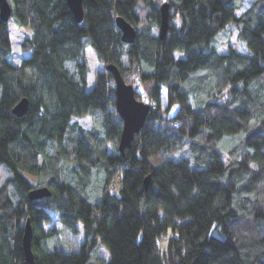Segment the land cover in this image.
I'll list each match as a JSON object with an SVG mask.
<instances>
[{
    "label": "trees",
    "instance_id": "trees-1",
    "mask_svg": "<svg viewBox=\"0 0 264 264\" xmlns=\"http://www.w3.org/2000/svg\"><path fill=\"white\" fill-rule=\"evenodd\" d=\"M7 1L8 22L32 35L13 65L0 20V164L10 172L0 264H27V220L34 264H264V0L240 15L244 0H83L81 24L67 0ZM117 17L135 29L132 44L121 42ZM232 26L238 50L219 53L212 42ZM88 48L103 66L91 88ZM107 65L128 85L138 76L135 97L152 108L123 155ZM86 117L89 129L71 123ZM184 150L195 167L174 159ZM37 188L49 195L29 199ZM78 224L83 241L71 251L62 229L76 234Z\"/></svg>",
    "mask_w": 264,
    "mask_h": 264
},
{
    "label": "water",
    "instance_id": "water-1",
    "mask_svg": "<svg viewBox=\"0 0 264 264\" xmlns=\"http://www.w3.org/2000/svg\"><path fill=\"white\" fill-rule=\"evenodd\" d=\"M82 2L83 0H67L69 9L71 10L78 24H81L83 19ZM168 10L169 8L166 3L162 4L159 8L160 23L158 35L160 39H163L168 32ZM10 15L11 7L8 1L0 0V20L6 23L8 22ZM115 25L120 31L121 42L127 45L132 44L136 36V31L133 26L120 17L115 19ZM105 70L109 71L113 76L115 111L122 122L118 150L123 155L124 151L131 147L135 136L140 132L151 107L148 104L136 99L133 85H128L124 82L119 70L114 65H107ZM27 106L28 101L26 99H22L13 108L12 113L17 117H20L25 114ZM148 180L149 179L146 178L144 182L145 187L148 186ZM48 195L49 192L46 188H37L30 191L28 197L31 200H37ZM31 239L32 229L29 221L27 220L24 226V233L22 237V246L27 264H34L33 255L31 252Z\"/></svg>",
    "mask_w": 264,
    "mask_h": 264
},
{
    "label": "rangeland",
    "instance_id": "rangeland-1",
    "mask_svg": "<svg viewBox=\"0 0 264 264\" xmlns=\"http://www.w3.org/2000/svg\"><path fill=\"white\" fill-rule=\"evenodd\" d=\"M255 0H244V7L236 12L237 15H240L244 10H246L252 2ZM8 28L10 32V38L12 42V53L11 56L8 58V61L13 65H19L22 58L25 56H28V53H23L20 49V45L23 39L30 38L31 37V31L28 28L22 27L17 28L13 25L12 20L8 22ZM231 30V31H230ZM238 31L237 29L232 26L228 29L223 30L220 32L213 40L212 45L218 50L219 53H227L228 49H235L238 50L239 43L237 41ZM86 56H87V62L90 67V72L88 75V88H91L94 83V77L95 73L97 71L103 70V66L101 63H99L95 57L94 52L91 48L86 49ZM139 92L143 94L142 90L139 89ZM177 107H173L172 112L175 111ZM72 122H75L79 126H81L83 129H89L91 127V120L90 118H73ZM181 158H187L190 160L191 167H195L193 158L191 157V154L189 151L184 150L182 152H178L174 154V159L179 160ZM10 177V172L8 169L0 164V185L5 181V179ZM30 181L34 184L35 179L30 178ZM117 181V180H116ZM119 183L115 182V184L111 187L109 190L110 193H118L119 190ZM95 189L91 192L92 201L95 200L96 196ZM56 216V215H55ZM53 217V223L57 228H61V223L58 221L56 217ZM53 223L50 225H44L43 228L45 231H51L52 228H54ZM62 237L64 239L66 247L71 251H77L83 241L82 236V228L78 224L77 225V233L71 234L69 231L62 229ZM98 255L103 261H107L109 258V255L107 253V250L102 246L98 245Z\"/></svg>",
    "mask_w": 264,
    "mask_h": 264
},
{
    "label": "built area",
    "instance_id": "built-area-1",
    "mask_svg": "<svg viewBox=\"0 0 264 264\" xmlns=\"http://www.w3.org/2000/svg\"><path fill=\"white\" fill-rule=\"evenodd\" d=\"M139 86H140V80H139L138 76H136L135 80H134V83H133V87H134V89L137 90V89H139Z\"/></svg>",
    "mask_w": 264,
    "mask_h": 264
},
{
    "label": "crops",
    "instance_id": "crops-1",
    "mask_svg": "<svg viewBox=\"0 0 264 264\" xmlns=\"http://www.w3.org/2000/svg\"><path fill=\"white\" fill-rule=\"evenodd\" d=\"M96 57V56H95ZM78 119V118H77ZM71 123H75V122H72V120H71ZM24 177L31 183V184H33L31 181H30V178H32V177H29V176H27V175H25L24 174ZM99 256V255H98ZM100 257V256H99Z\"/></svg>",
    "mask_w": 264,
    "mask_h": 264
}]
</instances>
